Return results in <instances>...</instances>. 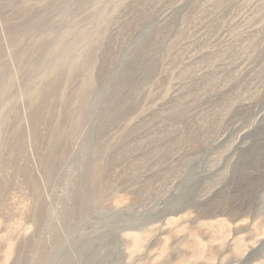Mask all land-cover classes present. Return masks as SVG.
Listing matches in <instances>:
<instances>
[{
    "label": "rangeland",
    "instance_id": "1",
    "mask_svg": "<svg viewBox=\"0 0 264 264\" xmlns=\"http://www.w3.org/2000/svg\"><path fill=\"white\" fill-rule=\"evenodd\" d=\"M0 264H264V0H0Z\"/></svg>",
    "mask_w": 264,
    "mask_h": 264
}]
</instances>
